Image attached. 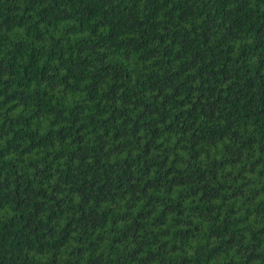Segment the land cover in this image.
<instances>
[{
	"label": "trees",
	"instance_id": "trees-1",
	"mask_svg": "<svg viewBox=\"0 0 264 264\" xmlns=\"http://www.w3.org/2000/svg\"><path fill=\"white\" fill-rule=\"evenodd\" d=\"M0 264H264V0H0Z\"/></svg>",
	"mask_w": 264,
	"mask_h": 264
}]
</instances>
